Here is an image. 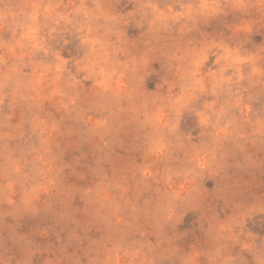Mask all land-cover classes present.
I'll use <instances>...</instances> for the list:
<instances>
[{"label":"clouds","instance_id":"9594fccd","mask_svg":"<svg viewBox=\"0 0 264 264\" xmlns=\"http://www.w3.org/2000/svg\"><path fill=\"white\" fill-rule=\"evenodd\" d=\"M0 264H264V0H0Z\"/></svg>","mask_w":264,"mask_h":264}]
</instances>
